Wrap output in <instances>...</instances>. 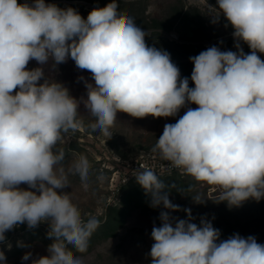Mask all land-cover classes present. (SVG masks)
Instances as JSON below:
<instances>
[{"label":"clouds","instance_id":"obj_1","mask_svg":"<svg viewBox=\"0 0 264 264\" xmlns=\"http://www.w3.org/2000/svg\"><path fill=\"white\" fill-rule=\"evenodd\" d=\"M207 7L218 13L210 15L213 22L223 16L234 30L236 51L211 46L190 57V87L170 53L148 46V32L119 10L117 0L86 18L45 0H0V242L18 225L47 223L48 254L31 264H83L73 249L87 251L99 221L85 220L63 190L71 187L70 176L87 182L91 164L84 154L65 163L58 147L64 133L83 125L80 103L93 118L91 129L109 139L118 113L167 118L186 108L164 125L152 153L215 186L219 202L230 208L264 199V60L258 55L264 54V0H216ZM69 58L94 81H85L86 99L46 78L43 67H27L32 60L55 66ZM134 176L150 206L167 210L151 231V264H264V244L256 237L220 239L211 221L193 222L191 209H183L187 219L174 218L170 212L180 206L158 174L142 167ZM192 199L201 203L199 196ZM0 264H6L3 251Z\"/></svg>","mask_w":264,"mask_h":264},{"label":"rangeland","instance_id":"obj_2","mask_svg":"<svg viewBox=\"0 0 264 264\" xmlns=\"http://www.w3.org/2000/svg\"><path fill=\"white\" fill-rule=\"evenodd\" d=\"M31 3L32 0H18V3ZM55 3L61 8L72 7L84 18L95 7H104L110 0H45ZM119 10L134 21L136 26L149 35L145 37L148 46L166 50L171 60L180 69L181 78H189V86L193 64L190 57L198 55L211 46L222 51H236L233 29L221 16L213 22L208 4L215 6L216 0H117ZM175 35V36H174ZM28 69L43 67L46 78L61 82L68 88L71 96L80 100L86 99L85 81L94 83L87 70H80L70 58L62 64L53 65L50 60L46 65H39L35 60L28 64ZM83 77L84 79H79ZM43 83V80L40 81ZM192 108L197 107L192 104ZM80 119L83 125L69 130L62 135L58 147L65 150V163L84 154L90 161L91 168L87 182L78 176H70L71 187L63 191L70 192L73 202L87 220L95 217L99 227L93 232L85 253L74 254L81 258L83 264H151L149 256L153 240V226H160L159 215L167 211L162 206H150L151 198L136 181L124 187L121 194L113 193L110 187L114 157L135 158L147 155L139 151L140 146L155 145L160 135L151 131L160 128L159 124H168L179 119L186 108H182L178 117L133 118L125 113L117 114L115 126L111 129V138L104 137L99 131L89 126L93 118L88 115L83 103H80ZM164 120V121H163ZM145 131L147 132H144ZM168 186L169 199L180 206V211L170 212L178 219H187L183 209H191L193 222L199 224L205 218L221 232L220 239L238 233L242 237L256 236L257 215L254 207L258 202L248 200L239 207H229L226 202H219V193L203 182L196 181L187 174L159 176ZM27 188V185H20ZM200 197L195 203L192 197ZM258 224V222H257ZM49 225L41 223L29 229L21 224L5 233V241L0 242V251L6 257V264H31L38 256L47 255V247L52 240L47 237ZM31 253L28 261H23L25 253Z\"/></svg>","mask_w":264,"mask_h":264},{"label":"built area","instance_id":"obj_3","mask_svg":"<svg viewBox=\"0 0 264 264\" xmlns=\"http://www.w3.org/2000/svg\"><path fill=\"white\" fill-rule=\"evenodd\" d=\"M175 36V35H174ZM114 163L111 168L113 174L111 176L110 187L113 193L121 194L124 187L135 180V170L148 167L153 169L158 176H163L172 173L185 174L180 169L171 168L167 161H164L154 153H148L135 158L114 157ZM217 191L215 186L210 188ZM264 211V200H263Z\"/></svg>","mask_w":264,"mask_h":264},{"label":"crops","instance_id":"obj_4","mask_svg":"<svg viewBox=\"0 0 264 264\" xmlns=\"http://www.w3.org/2000/svg\"><path fill=\"white\" fill-rule=\"evenodd\" d=\"M240 43H241V47L243 48V51L246 54L247 53H250L251 50L248 48V46L246 44H244L242 41ZM258 55H260V58L262 60H264V54L258 53ZM180 116H182V113H180ZM176 117H178V116H176ZM161 118L164 119V117H161ZM169 123H175V121L171 120ZM165 124L166 123H162V124L160 123L159 124L160 128L158 127L157 130L151 131V134L162 135ZM144 132H147V131H145V129H144ZM153 146L154 145H145V144H143L142 146H140V148H139L140 150L139 151H143V152H147V153H152L151 149H152ZM263 200L264 199H261L260 201H258V208L254 207V212H255V215H257V222H258V224L256 222L257 242L258 243H261V244H264V211H263Z\"/></svg>","mask_w":264,"mask_h":264},{"label":"trees","instance_id":"obj_5","mask_svg":"<svg viewBox=\"0 0 264 264\" xmlns=\"http://www.w3.org/2000/svg\"><path fill=\"white\" fill-rule=\"evenodd\" d=\"M172 174H177V173H172ZM172 174H167V175H172ZM126 186H127V185H126ZM126 186H125V187H126Z\"/></svg>","mask_w":264,"mask_h":264}]
</instances>
